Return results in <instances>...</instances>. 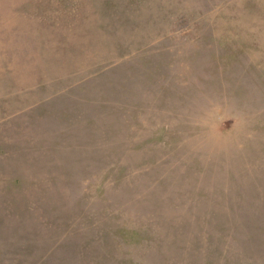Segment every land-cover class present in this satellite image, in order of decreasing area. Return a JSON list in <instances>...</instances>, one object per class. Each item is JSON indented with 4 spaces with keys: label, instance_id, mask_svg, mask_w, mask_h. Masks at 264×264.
<instances>
[{
    "label": "rangeland",
    "instance_id": "374dc122",
    "mask_svg": "<svg viewBox=\"0 0 264 264\" xmlns=\"http://www.w3.org/2000/svg\"><path fill=\"white\" fill-rule=\"evenodd\" d=\"M0 264H264V0H0Z\"/></svg>",
    "mask_w": 264,
    "mask_h": 264
}]
</instances>
